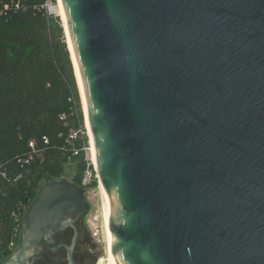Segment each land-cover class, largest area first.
<instances>
[{
	"label": "water",
	"instance_id": "95a60500",
	"mask_svg": "<svg viewBox=\"0 0 264 264\" xmlns=\"http://www.w3.org/2000/svg\"><path fill=\"white\" fill-rule=\"evenodd\" d=\"M59 1L111 264H264V0ZM71 178L38 184L0 264L67 225L70 262L103 261Z\"/></svg>",
	"mask_w": 264,
	"mask_h": 264
},
{
	"label": "trees",
	"instance_id": "16d2710c",
	"mask_svg": "<svg viewBox=\"0 0 264 264\" xmlns=\"http://www.w3.org/2000/svg\"><path fill=\"white\" fill-rule=\"evenodd\" d=\"M45 0H0V259L16 243L21 215L43 180L61 177L68 161L64 94L72 74L69 50ZM17 156H30L20 166ZM83 164L74 177L80 184ZM18 211L15 219L14 211Z\"/></svg>",
	"mask_w": 264,
	"mask_h": 264
},
{
	"label": "rangeland",
	"instance_id": "374dc122",
	"mask_svg": "<svg viewBox=\"0 0 264 264\" xmlns=\"http://www.w3.org/2000/svg\"><path fill=\"white\" fill-rule=\"evenodd\" d=\"M44 5L47 13L58 22L60 26V33L62 34L69 50L58 0H45ZM69 57L71 61L72 74H69L68 87L64 94L67 112L63 115L65 126L67 127L66 141L69 159L64 164L61 177H72L71 181L74 182V177L78 174L80 165L83 164L84 170L82 171L81 181L84 175H87L89 179L86 185H79L86 187L85 198H87L91 203L89 213L86 217V226L90 236L96 243L100 244L99 248L103 254V261L100 264H108L109 250L103 220L101 195L98 189L99 180L97 179L90 138L87 132L79 83L72 63L70 51ZM14 212L16 213L18 211L16 210Z\"/></svg>",
	"mask_w": 264,
	"mask_h": 264
},
{
	"label": "flooded vegetation",
	"instance_id": "af4514ba",
	"mask_svg": "<svg viewBox=\"0 0 264 264\" xmlns=\"http://www.w3.org/2000/svg\"><path fill=\"white\" fill-rule=\"evenodd\" d=\"M40 186L37 188V191L40 188ZM28 205L24 208V211L21 215L20 224L17 233V240L16 243L13 244L10 253L14 252L18 248V245L20 243L22 237L21 220L26 209L28 208ZM76 222L77 220L74 222V225L77 229ZM72 237H73V227L71 225H67L64 227V229L60 234H54L53 236L49 235L48 239L45 238L41 244L35 243L34 245L27 246L25 249L26 261L21 262V264H72L69 260L67 248H66V246H69L71 244ZM75 244L72 247V259L74 261V264H79L75 255Z\"/></svg>",
	"mask_w": 264,
	"mask_h": 264
},
{
	"label": "built area",
	"instance_id": "2783aa9c",
	"mask_svg": "<svg viewBox=\"0 0 264 264\" xmlns=\"http://www.w3.org/2000/svg\"><path fill=\"white\" fill-rule=\"evenodd\" d=\"M30 160V156H17L16 163H18L20 166H24L25 164H28ZM88 172V171H87ZM22 175L21 171H17L14 174L9 173L6 169H4L3 165L0 164V178L7 181V182H15L17 179H19ZM88 176L84 175L81 185H86L88 182ZM13 215L15 216V219L18 217V212H13ZM10 247H13V242L10 243Z\"/></svg>",
	"mask_w": 264,
	"mask_h": 264
},
{
	"label": "bare ground",
	"instance_id": "6f19581e",
	"mask_svg": "<svg viewBox=\"0 0 264 264\" xmlns=\"http://www.w3.org/2000/svg\"><path fill=\"white\" fill-rule=\"evenodd\" d=\"M59 2V7H60V12H61V16H62V21H63V25L65 27V22H64V18H63V14H62V10H61V6H60V1L58 0ZM65 35H66V41L68 43V46L70 48V45H69V41H68V36H67V31H66V27H65ZM74 61V60H73ZM74 64V63H73ZM74 69H75V72H76V75H77V71H76V67H75V64H74ZM77 80H78V76H77ZM78 83H79V80H78ZM79 88H80V85H79ZM81 92V90H80ZM82 97V96H81ZM91 143V141H90ZM94 160V159H93ZM95 164V162H94ZM97 179L99 180V178L97 177ZM99 193L101 195V204H102V211H103V220H104V225H105V230H106V235H107V241H108V250H109V239H108V233H107V228H106V222H105V214H104V205H103V196H102V192H101V188H100V183H99ZM108 264H111V258H110V252H109V259H108Z\"/></svg>",
	"mask_w": 264,
	"mask_h": 264
}]
</instances>
